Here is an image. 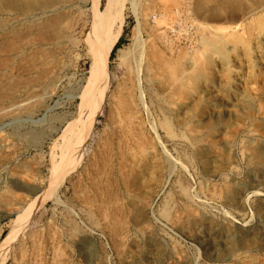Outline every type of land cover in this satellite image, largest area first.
Returning <instances> with one entry per match:
<instances>
[{
  "label": "rangeland",
  "instance_id": "1",
  "mask_svg": "<svg viewBox=\"0 0 264 264\" xmlns=\"http://www.w3.org/2000/svg\"><path fill=\"white\" fill-rule=\"evenodd\" d=\"M80 1L68 10L73 33L47 110L0 124L21 166L0 171V193L9 190L14 203L47 186L72 142L67 128L98 45L93 0ZM195 1L117 0L118 49L128 54L109 57L107 92L78 165L4 264H264V0L236 9L219 0L217 15L240 18L226 24L200 17ZM29 130L39 142L11 138ZM3 214L5 206L0 243L12 219Z\"/></svg>",
  "mask_w": 264,
  "mask_h": 264
},
{
  "label": "bare ground",
  "instance_id": "2",
  "mask_svg": "<svg viewBox=\"0 0 264 264\" xmlns=\"http://www.w3.org/2000/svg\"><path fill=\"white\" fill-rule=\"evenodd\" d=\"M87 1L80 2L86 5ZM218 2L220 1L196 0L195 12L211 22L224 21L226 24L240 20L238 16L223 19L217 15L221 10L217 8ZM73 4V0H0V124L7 120L32 121L47 108V102L53 97L56 85L60 82L61 69L64 68L59 58L65 49L63 45L71 41L73 27L67 20L68 10ZM212 4L215 5L209 7ZM240 4L241 0L228 2V6L234 9L240 7ZM99 6L100 0L92 1L93 27L98 45L93 52L87 84L78 95L80 102L77 118L69 124V131L66 130L72 142L64 146L59 161L52 165L47 186L34 190L33 193L37 194L33 200L22 201L19 197V202L14 203L16 196L9 190L0 193V207L5 206V214L1 218L12 216L7 234L0 243V264H4L11 246L27 228L31 218L46 201L55 199L61 181L78 165L80 146L104 101L108 78L106 64L121 37L124 19L122 7L117 0H108L103 13L100 12ZM173 16L170 15L171 18ZM174 20L173 22L176 21ZM136 27L138 29V24ZM208 28L221 29L223 32L228 29L215 26ZM138 35L134 34L133 42L139 38ZM128 51V48H120L117 50V56L124 58ZM51 128L56 131L54 127ZM39 135L37 131L29 130L18 132L11 138L14 141L35 143L40 141L37 140ZM11 144L9 137L0 135V171L10 170L13 173L21 167L14 163L15 150ZM18 187L22 190L24 185ZM23 189L26 190L25 187Z\"/></svg>",
  "mask_w": 264,
  "mask_h": 264
},
{
  "label": "trees",
  "instance_id": "3",
  "mask_svg": "<svg viewBox=\"0 0 264 264\" xmlns=\"http://www.w3.org/2000/svg\"><path fill=\"white\" fill-rule=\"evenodd\" d=\"M123 42V39L120 38L116 44V46L114 47L113 51L111 52V55H110V59L113 58L115 52L118 50V48L120 47L121 43Z\"/></svg>",
  "mask_w": 264,
  "mask_h": 264
}]
</instances>
